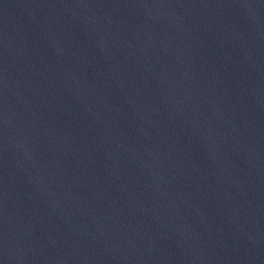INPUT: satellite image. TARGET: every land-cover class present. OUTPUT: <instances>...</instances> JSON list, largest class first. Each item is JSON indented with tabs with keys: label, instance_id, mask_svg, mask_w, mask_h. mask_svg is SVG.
I'll list each match as a JSON object with an SVG mask.
<instances>
[{
	"label": "water",
	"instance_id": "95a60500",
	"mask_svg": "<svg viewBox=\"0 0 264 264\" xmlns=\"http://www.w3.org/2000/svg\"><path fill=\"white\" fill-rule=\"evenodd\" d=\"M0 194L110 264H264V0H0Z\"/></svg>",
	"mask_w": 264,
	"mask_h": 264
}]
</instances>
